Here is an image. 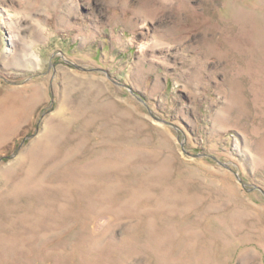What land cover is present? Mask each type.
<instances>
[{
  "label": "rangeland",
  "instance_id": "obj_1",
  "mask_svg": "<svg viewBox=\"0 0 264 264\" xmlns=\"http://www.w3.org/2000/svg\"><path fill=\"white\" fill-rule=\"evenodd\" d=\"M254 186L264 0H0V264H264Z\"/></svg>",
  "mask_w": 264,
  "mask_h": 264
},
{
  "label": "water",
  "instance_id": "obj_2",
  "mask_svg": "<svg viewBox=\"0 0 264 264\" xmlns=\"http://www.w3.org/2000/svg\"><path fill=\"white\" fill-rule=\"evenodd\" d=\"M127 89L128 90H131L134 93V91L132 90V88L130 86H127ZM134 94L138 98H140L141 100H143L138 94H136V93H134ZM210 157H214V155H210ZM214 159H216L217 161H219L216 157H214ZM235 173L239 176L238 172L235 171ZM239 179L241 181V184H243L244 186H247L246 182L240 176H239ZM247 189H248V187H247ZM252 189H259V190H262L264 192L263 188L260 187V186H254Z\"/></svg>",
  "mask_w": 264,
  "mask_h": 264
},
{
  "label": "bare ground",
  "instance_id": "obj_3",
  "mask_svg": "<svg viewBox=\"0 0 264 264\" xmlns=\"http://www.w3.org/2000/svg\"><path fill=\"white\" fill-rule=\"evenodd\" d=\"M35 58L38 60L39 59V56L35 55Z\"/></svg>",
  "mask_w": 264,
  "mask_h": 264
}]
</instances>
